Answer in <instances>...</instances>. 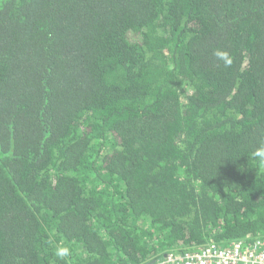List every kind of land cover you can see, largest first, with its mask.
Wrapping results in <instances>:
<instances>
[{"label":"trees","instance_id":"16d2710c","mask_svg":"<svg viewBox=\"0 0 264 264\" xmlns=\"http://www.w3.org/2000/svg\"><path fill=\"white\" fill-rule=\"evenodd\" d=\"M262 147L264 0H0V264L252 245Z\"/></svg>","mask_w":264,"mask_h":264},{"label":"built area","instance_id":"2783aa9c","mask_svg":"<svg viewBox=\"0 0 264 264\" xmlns=\"http://www.w3.org/2000/svg\"><path fill=\"white\" fill-rule=\"evenodd\" d=\"M148 264H264V238L246 246L235 241L230 246H208L185 257L170 256Z\"/></svg>","mask_w":264,"mask_h":264},{"label":"clouds","instance_id":"9594fccd","mask_svg":"<svg viewBox=\"0 0 264 264\" xmlns=\"http://www.w3.org/2000/svg\"><path fill=\"white\" fill-rule=\"evenodd\" d=\"M255 156L264 160V147H262L260 150H258L255 153ZM54 255L58 259L64 260L66 257H68L70 255V250L67 247H58V248H56Z\"/></svg>","mask_w":264,"mask_h":264},{"label":"water","instance_id":"95a60500","mask_svg":"<svg viewBox=\"0 0 264 264\" xmlns=\"http://www.w3.org/2000/svg\"><path fill=\"white\" fill-rule=\"evenodd\" d=\"M152 263H154V262H152Z\"/></svg>","mask_w":264,"mask_h":264}]
</instances>
